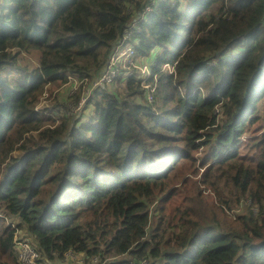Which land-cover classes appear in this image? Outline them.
<instances>
[{"label": "trees", "instance_id": "obj_1", "mask_svg": "<svg viewBox=\"0 0 264 264\" xmlns=\"http://www.w3.org/2000/svg\"><path fill=\"white\" fill-rule=\"evenodd\" d=\"M0 1V69L23 76L0 71V264L16 227L42 264H264V0L158 4L132 41L147 81L71 114L35 109L97 79L146 0Z\"/></svg>", "mask_w": 264, "mask_h": 264}, {"label": "built area", "instance_id": "obj_2", "mask_svg": "<svg viewBox=\"0 0 264 264\" xmlns=\"http://www.w3.org/2000/svg\"><path fill=\"white\" fill-rule=\"evenodd\" d=\"M162 0H146V3L144 4L142 8V12L137 15L133 16L130 24L126 29L124 30L121 38L119 39L118 43L115 46V49L113 53L109 57V62L107 65L106 70L97 78L95 79L92 83L90 80L87 78H79L77 74H72L68 76V81L64 83V86L62 89L68 90L69 92L64 95V94H58L57 99L60 101L58 106L56 107L58 111H61V114H71L78 112L84 105L85 103L89 100V98L93 94V90L95 87L104 85V84H113L115 82V78L117 75L125 73L123 69H120L119 65L121 64L122 60L125 62V66L128 65H133L134 63L130 60L133 55L135 54L136 50L133 51V47L135 48L133 44V40H135L134 36V28L139 31L137 28L139 23L143 20L146 19L153 9L160 3L166 2ZM132 10H130L131 12ZM129 57L128 59H124L125 57ZM119 68V69H118ZM168 70L170 72L174 71V65L169 64L167 66ZM120 70V71H119ZM142 72H144V68L141 67ZM143 82H146L148 77H150V71L149 73H140L139 74ZM146 75L148 77L146 78ZM81 85L83 87L81 88ZM112 86V85H110ZM146 87H150V84L148 83ZM59 89V88H58ZM81 90V95L79 97V100L77 102L75 98V93ZM56 99V100H57ZM56 100H54L53 94L50 96L47 86L46 90L41 96L37 106H36V111H41L44 113L49 114L51 106L56 103ZM68 107V108H67ZM49 108V109H47ZM13 226L15 224L11 222ZM20 229L16 227L15 234H14V243L16 250L18 252V259L20 264H42L40 261L41 259V254L37 247L28 239H22L20 237ZM71 256L72 258H77L74 253L68 254L66 258ZM78 260L81 262L82 259L78 257ZM93 261L95 264H100L98 257H94ZM146 262H144L145 264Z\"/></svg>", "mask_w": 264, "mask_h": 264}, {"label": "rangeland", "instance_id": "obj_3", "mask_svg": "<svg viewBox=\"0 0 264 264\" xmlns=\"http://www.w3.org/2000/svg\"><path fill=\"white\" fill-rule=\"evenodd\" d=\"M162 1H165V0H162ZM1 2V1H0ZM167 2V1H166ZM185 7V3L183 2L182 3V6L180 7L181 9H183ZM139 41V40H138ZM136 47V45H134ZM133 51L135 50V48L133 47L132 48ZM17 50V49H16ZM158 49H154L153 52H154V55H157L158 53ZM136 53V52H135ZM129 57H125L124 59H128ZM134 64L133 65H128V66H125V62L122 60L121 64L119 65L120 69H123L125 71L124 75L126 76L128 74L129 71H131L132 69L136 70L138 75L140 73H149L150 71V75H151V70H150V67H151V63L155 62V56H151V57H146V56H136V54L133 55V57L130 59ZM34 64L36 63L35 60H31ZM141 67L144 68V72H142L141 70ZM0 71L4 72L5 76H7L8 79H11L12 81H21L23 79V76H22V73L21 72H18V70L16 68H7V67H2L0 69ZM148 77V75H146V78ZM49 85L51 83H48ZM67 84V83H66ZM64 86L66 85H62V86H59L56 91H54L53 93V96H54V100L57 99V96L58 94H64L66 95L69 91L68 90H64L62 89ZM109 86V85H107ZM114 86H117V85H114ZM114 88V87H113ZM118 91H123V85H118ZM92 107V106H90ZM149 112H151L150 110H148ZM94 113L93 111V108L92 110L90 109V111H88V113H84L85 115V118L88 119L92 116V114ZM263 124H264V121H263ZM61 264H66L64 262H62Z\"/></svg>", "mask_w": 264, "mask_h": 264}]
</instances>
